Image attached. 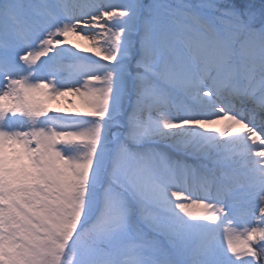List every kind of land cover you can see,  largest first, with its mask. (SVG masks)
Masks as SVG:
<instances>
[{
	"label": "snow or ice",
	"instance_id": "6c2138e0",
	"mask_svg": "<svg viewBox=\"0 0 264 264\" xmlns=\"http://www.w3.org/2000/svg\"><path fill=\"white\" fill-rule=\"evenodd\" d=\"M0 264H264V4L0 0Z\"/></svg>",
	"mask_w": 264,
	"mask_h": 264
},
{
	"label": "rangeland",
	"instance_id": "374dc122",
	"mask_svg": "<svg viewBox=\"0 0 264 264\" xmlns=\"http://www.w3.org/2000/svg\"><path fill=\"white\" fill-rule=\"evenodd\" d=\"M189 2L193 3V5L195 6L197 3L200 2V0H189ZM249 4H253V3H244V6L249 5ZM262 4H264L263 0H261L259 2H255L253 5L259 6V5H262ZM43 38L44 37L42 36L41 39H43ZM61 45L62 46L60 48L58 46L54 45L53 47L56 50L55 52H50L48 56L41 57L39 60H37L35 62V65H33V67H35L34 73L29 74V76L26 77V78L29 79V80H32V78L34 77V79H38V80H35L33 82H46V83H49L50 75H49V73L46 72L48 70H49V72L51 74H53L54 77L58 76L59 75V73H58L59 70H55L53 72L52 63L55 62V61L53 60V58L50 57V54H53V56H55V57H59V55L64 53L67 56L72 57L76 53V50L74 48L70 49L71 45H65V44H61ZM34 47H35V45H34ZM255 47H256V49L258 48V50H259L260 49V43L257 42ZM35 50L36 51L40 50V45L39 44H37ZM81 54H83V53L81 52ZM85 54H88L89 57H92V59H94V61L91 60V62H87V61H83V60L79 59L78 63H83V64H86V65L95 67L98 72H102L103 71V62L98 61L97 60L98 58L95 57V55L93 53L85 52ZM49 108H55L53 102L49 103ZM171 113L177 114L176 109H172ZM51 114L52 115H58L56 113H51ZM72 114H74V113H71V115ZM163 115L165 117H170V113H164ZM59 119H60V121L62 123L68 124L71 127L82 126V118L60 117ZM41 123H42V126H47L49 124H52L53 121L51 119H46V120L42 121ZM67 152H68V155L74 156V155L77 154L78 149L70 147L67 150Z\"/></svg>",
	"mask_w": 264,
	"mask_h": 264
},
{
	"label": "bare ground",
	"instance_id": "6f19581e",
	"mask_svg": "<svg viewBox=\"0 0 264 264\" xmlns=\"http://www.w3.org/2000/svg\"><path fill=\"white\" fill-rule=\"evenodd\" d=\"M77 31L78 32H80L81 31V27L80 26H78V29H77ZM84 31L85 32H87V31H91V30H89V29H84ZM73 39V42L74 43H76V44H79L80 45V47L81 48H86V47H88V44L86 43V42H84V41H81V40H78V39H76L75 37H73L72 38ZM62 45H59L58 47L60 48ZM75 50H76V53H77V57H82L81 55H86V56H88V54H85V52H82V51H80V49L79 48H74ZM81 52L83 53V54H81ZM51 56L53 55V54H50ZM61 63V60L60 61H56L55 60V63H52V68L54 69L57 65H59ZM55 70H53V72H54ZM47 73H49V75H50V80H49V83L51 84V83H53V82H58L57 83V86H59V84H60V86H62V84H66V83H68L69 82V80H70V73L69 72H67V71H60V73L59 74H61V75H58V76H53V74H51L50 72H49V70L48 71H46ZM52 72V73H53ZM69 73V74H68ZM62 74H64V75H62ZM62 90H64V89H62ZM67 99H72L71 97H68ZM54 103V106L55 107H65V108H68V107H70V105H66V104H64L63 103V100H61V101H58V102H53ZM190 103V102H189ZM236 104H238L239 102L238 101H236L235 102ZM177 112V111H176ZM66 113V112H65ZM67 113H69V112H67ZM57 114V113H56ZM164 113H162L161 114V119L163 120L164 118H167V119H172L173 118V116H175L176 114H173V113H171L170 112V117H165L164 115H163ZM215 135H219V133H214ZM243 133H239V132H237V133H233V136H239V135H242Z\"/></svg>",
	"mask_w": 264,
	"mask_h": 264
},
{
	"label": "trees",
	"instance_id": "16d2710c",
	"mask_svg": "<svg viewBox=\"0 0 264 264\" xmlns=\"http://www.w3.org/2000/svg\"><path fill=\"white\" fill-rule=\"evenodd\" d=\"M261 0H236V2L238 4H240L241 6H244V3H255V2H259ZM264 1V0H263Z\"/></svg>",
	"mask_w": 264,
	"mask_h": 264
}]
</instances>
